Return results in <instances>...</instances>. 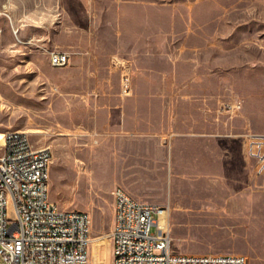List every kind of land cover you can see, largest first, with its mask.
<instances>
[{"label": "rangeland", "instance_id": "374dc122", "mask_svg": "<svg viewBox=\"0 0 264 264\" xmlns=\"http://www.w3.org/2000/svg\"><path fill=\"white\" fill-rule=\"evenodd\" d=\"M87 39L94 57H111L122 65L124 92L130 89L136 62L143 66L148 61L160 73L179 59L182 74H215L211 83L204 78L207 90L199 100L219 109V116L238 117L247 98L239 89L249 85L250 97L256 99L253 108L264 119V0H0V133L25 132L36 148L50 151L51 200L62 209L90 215L93 239L106 237L100 247L92 243L91 264H111L108 235L115 199L108 174L115 165L110 162L108 169L99 131L67 127L68 52ZM147 43L154 45L149 56ZM57 53L69 55L68 65L49 64ZM162 103L155 99V105ZM82 118L76 122L82 124ZM262 127L264 135V121ZM237 170L230 164L232 186L243 184ZM252 175L264 186V172ZM159 191L140 202L170 213L177 252L243 255V242L227 239L228 231L216 226L211 212L201 218L178 203L169 210L168 203L154 199Z\"/></svg>", "mask_w": 264, "mask_h": 264}, {"label": "crops", "instance_id": "0c3cea01", "mask_svg": "<svg viewBox=\"0 0 264 264\" xmlns=\"http://www.w3.org/2000/svg\"><path fill=\"white\" fill-rule=\"evenodd\" d=\"M83 42L68 52L67 127L99 131L108 169L110 162L115 165L108 174L112 194L122 188L140 202L159 189L154 199L168 203L169 210L178 203L201 218L211 212L218 219L216 226L228 231L227 239L243 242L248 264H264V186L253 178L257 162L247 157L245 144L249 136L263 134L264 119L253 108L250 86L239 89L247 98L238 117L219 116V109L199 100L207 90L204 78L211 83L215 74H182L184 63L174 59L171 69L160 73L148 61L143 66L135 61L130 89L124 92L122 65L111 57H94L89 40ZM146 48L149 56L153 43ZM49 64L54 67L51 57ZM155 99L163 103L155 105ZM79 115L82 124L76 122ZM230 164L238 169L242 185H230ZM160 209L165 208L158 213Z\"/></svg>", "mask_w": 264, "mask_h": 264}, {"label": "built area", "instance_id": "2783aa9c", "mask_svg": "<svg viewBox=\"0 0 264 264\" xmlns=\"http://www.w3.org/2000/svg\"><path fill=\"white\" fill-rule=\"evenodd\" d=\"M54 67L69 63L52 56ZM247 156L264 172V135L249 136ZM52 155L36 148L27 133L9 131L0 146V264H91L93 236L86 212L62 209L50 198ZM11 187V194H4ZM109 236L112 264H248L243 255L177 252L170 230L158 223V209L114 192ZM154 228H156L154 230Z\"/></svg>", "mask_w": 264, "mask_h": 264}, {"label": "bare ground", "instance_id": "6f19581e", "mask_svg": "<svg viewBox=\"0 0 264 264\" xmlns=\"http://www.w3.org/2000/svg\"><path fill=\"white\" fill-rule=\"evenodd\" d=\"M4 143V134L0 133V146H2ZM42 149V148H40ZM49 179L48 178V183H49ZM4 194H11V187H4ZM159 226L161 229L163 230H170L169 229V225H168V212L164 209L159 210ZM89 215V214H88ZM90 218V226H91V217L89 215ZM92 233V231H91ZM108 239L110 241V246H111V239L110 236L108 235ZM106 240V237H98L93 239L92 243L96 245V247H100L102 246L103 242ZM98 264V263H97ZM111 264H112V250H111Z\"/></svg>", "mask_w": 264, "mask_h": 264}]
</instances>
